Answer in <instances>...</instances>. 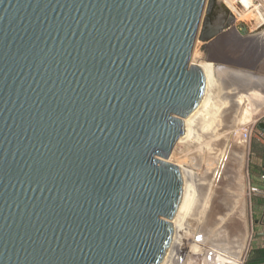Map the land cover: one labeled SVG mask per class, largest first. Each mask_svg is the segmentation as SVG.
Here are the masks:
<instances>
[{
    "label": "water",
    "instance_id": "obj_1",
    "mask_svg": "<svg viewBox=\"0 0 264 264\" xmlns=\"http://www.w3.org/2000/svg\"><path fill=\"white\" fill-rule=\"evenodd\" d=\"M214 1L0 0V264H160Z\"/></svg>",
    "mask_w": 264,
    "mask_h": 264
},
{
    "label": "bare ground",
    "instance_id": "obj_2",
    "mask_svg": "<svg viewBox=\"0 0 264 264\" xmlns=\"http://www.w3.org/2000/svg\"><path fill=\"white\" fill-rule=\"evenodd\" d=\"M219 1L222 3L220 9L219 7L216 8L215 18L217 19L220 13V18L226 19V22L232 20L233 29L228 32H232L234 36L228 40L226 29L214 30L215 32H210V35H213L209 39H212V44L217 45L219 41L224 44L226 42L230 44L229 41L242 45L246 43L248 51H256V58L262 56L264 60V51L259 50V48L261 49L260 45L257 47L253 43L254 39L264 40L262 39L264 38V27L261 28L259 13L257 14L255 9L241 7L237 4V0ZM253 11L254 15L256 14L255 20L258 25L256 28L249 25V16ZM252 28L253 30H251ZM251 32L256 34L249 35L252 34ZM222 35H224V39ZM204 42L209 43L207 40ZM234 46H236L235 43ZM196 56L194 49L191 62L203 71L205 89L198 106L183 119L185 138L181 142L177 140L176 144H185L188 148V146L191 147L192 143H196V146L194 144L196 148L192 147L197 153V156L194 157L197 163L195 165L192 163L194 160L191 159L185 161L182 155L178 156L180 158L178 161H174L181 170L183 188L180 203L171 219L174 229L171 245L160 264L167 262L180 264L178 260L181 258L184 259L185 264H240L250 238V222L242 208L241 211L235 210L233 204L229 202L230 199L229 201L227 199L221 201L218 200V197L219 195H228V191L223 190L222 187L231 185V181L236 178V172L243 166L248 149L247 142H244L240 148H234L229 133L237 132L238 123L242 125L249 122L253 115L259 112L264 106V94L255 89L249 92H247L248 90L244 91V94L247 95L245 97L256 98V100L254 98L255 101L253 100L255 105L250 107L242 101L245 98H242V94L229 95L232 93H229L228 90L223 91L224 99L221 98L220 100L217 93L219 84L216 79L215 67L218 69L224 64L208 59H196ZM174 148L175 146L171 151L169 161L172 160ZM197 164L198 167L200 165L206 167L202 176L198 175L195 167ZM219 184L223 186L216 187ZM214 185L217 190L215 200L218 201L209 204L208 197L212 196L211 192ZM189 220L194 223V230L190 229V225L188 226ZM197 237L200 238L197 239ZM184 261H180L181 264Z\"/></svg>",
    "mask_w": 264,
    "mask_h": 264
},
{
    "label": "rangeland",
    "instance_id": "obj_3",
    "mask_svg": "<svg viewBox=\"0 0 264 264\" xmlns=\"http://www.w3.org/2000/svg\"><path fill=\"white\" fill-rule=\"evenodd\" d=\"M217 1H219V0L214 1V6L212 9V23L214 25L211 23V26L216 28L217 25L219 26V24H220V26L222 25L221 28L223 30L226 29L227 32L231 31V29H233V27L231 25L232 20L230 22H226V19L224 20L223 18H220V15H219L220 13L218 14V17H217V19H219V20H217L215 18L216 16L214 15V13L216 11V8L219 7V9H220V7H221L220 4L222 3L221 1H219V2H217ZM235 3H236V1H235ZM240 10H242V9H240ZM220 11H222V10H220ZM255 16H256V14L254 15V11H253V13H251V16H249V18H250L249 25L253 26V28H256L258 26L256 24L257 21L255 20ZM225 24H227V25H225ZM253 28L251 30H253ZM218 29L219 28H217L215 31H218ZM215 31L213 30V32H215ZM255 32H251L252 34H249V35H254V34L258 33V32H256V33ZM223 36L224 35H222V38H223ZM232 36H234L233 33L228 32V36L226 38L229 40L232 38ZM262 39H264V38H262ZM196 41H195V45H194V48L192 51V54H193L194 49H195L196 54H197V56L195 57L196 59H202V60L209 59V60H214L215 62H220V63L224 64V65H222V67H220L218 69L215 67V70L217 71L216 72V77H217L216 79H217L218 84H219V87L217 89L218 90L217 93L219 94L218 97H220V100H221V98L224 99V97H223L224 95H222V93L225 90H228L229 93H232L229 95H235V94L241 95L242 94V98L247 96L244 94L245 93L244 91H246V90H248L247 92H249L250 90L255 89L256 91L262 92V94H264V60L262 59L263 57L261 56V57L256 58L257 52L256 51H254V52L248 51V49L246 48L247 47L246 43L242 45V44H238V43L233 41L236 45V46H234V43H232V41H229L230 44H227V42H226V44H224V43H221L219 41L217 45L211 44V45H207L206 47H204L205 46L204 44H208L207 42L201 41L198 38L196 39ZM253 41H254L253 42L254 45H256L257 47L260 45L259 47H261V49L259 48V50L264 51V40H260V39L255 40L254 39ZM239 43H244V42H239ZM242 46H243V48H242ZM254 49H256V48H254ZM226 84H227V86H225ZM245 98H247V99H245ZM245 98L242 101L245 103L246 106L250 107V106L255 105L254 104V101L256 100L255 97H254L255 100L253 97H251V98L245 97ZM249 110H247V111H249ZM261 121L264 122V106L259 110V112H257L256 114L253 115L252 119L249 122H245L242 124V125L250 124L253 128V131L251 134L250 141L248 143V149H247V153H246L245 162H244L243 166L241 167V169L236 172L237 174L235 176L236 178L233 180L234 182L231 181L233 184L231 183V185H229V186H223L222 185L223 187L221 186L222 183L219 185H216V187H222L223 190L228 191L227 196L219 195L218 200L223 201L224 199H227L229 201V199H230L229 202H231V204H233L234 209L241 211V208H242V210H244V214H245L247 220L250 222V227H251L250 238L248 240L247 248H246L245 254H244L243 259L240 262V264H247L246 261H247L248 255H249L252 247L264 245V207L261 206L260 208L256 209V211H257L256 213L254 212V200L256 198L264 200V193L258 192L256 194H252V195H248V193H247L248 182L251 184L254 183L252 178H250V176H248V169L250 171L252 166H257L256 165L257 163L264 164L263 163L264 160L263 161L259 160L261 158L260 156H262V154H258V153L256 154V153L252 152L253 149L255 148V146L264 148V133L261 132L257 128V124ZM242 125L238 123V125H237L238 131L237 132L232 131L229 133V137H230V140L232 141L233 147L235 146L234 148H240L241 145L244 144V142H242L239 138V128ZM231 129L233 130L234 127ZM194 144H195V146L197 145L196 143H194ZM194 144L192 143L191 147L194 146ZM191 147L188 146V148H189L188 149L185 144H180V143L175 144L174 154L172 156L171 161L172 162H174V161L176 162V160L178 161L180 159L178 156L182 155V157L185 161H188L190 159L194 160V162H192V163H194L196 165L197 162L195 161L196 159L194 157L197 156V153H195L196 151H195V149H193L194 147H192V148ZM190 155L193 157H191ZM261 166H264V165H261ZM195 167L197 168L198 175L202 176L206 170L205 165H200L198 167V164H197V166H195ZM255 184H257V183H255ZM214 187H215V185H214ZM214 187H212V192H211L212 196L208 197V203L209 204L213 201H218V200H215L216 195H217V190H216V187L215 188ZM208 195H210V194H208ZM225 197H227V198H225ZM255 218L258 220V223L255 222ZM193 225H194V223H192V220H189L188 226L191 227L190 228L191 230L193 229ZM180 261L182 262V261H184V259L181 258L178 260V263L181 264ZM166 264H170V263L167 262ZM182 264H185V261Z\"/></svg>",
    "mask_w": 264,
    "mask_h": 264
},
{
    "label": "built area",
    "instance_id": "obj_4",
    "mask_svg": "<svg viewBox=\"0 0 264 264\" xmlns=\"http://www.w3.org/2000/svg\"><path fill=\"white\" fill-rule=\"evenodd\" d=\"M237 4L241 7H244L245 9L249 7V9H255L257 11V14L260 17V24L262 25V28L264 27V0H237ZM247 4L248 6H246ZM253 128L250 124H244L239 128V138L242 142H247V144L250 141L251 134H252ZM261 182H264V173L260 175ZM258 192L264 193V187L251 184L248 182L247 184V193L248 195L256 194Z\"/></svg>",
    "mask_w": 264,
    "mask_h": 264
},
{
    "label": "crops",
    "instance_id": "obj_5",
    "mask_svg": "<svg viewBox=\"0 0 264 264\" xmlns=\"http://www.w3.org/2000/svg\"><path fill=\"white\" fill-rule=\"evenodd\" d=\"M253 153H258V154H260L259 152H257L255 149H253V151H252ZM262 154V153H261ZM261 158L259 159L260 161H263L264 160V152H263V155L262 156H260ZM264 163V162H263ZM257 166H252V168L250 169V171H249V169H248V176H250V178H252V180H253V184H255V183H257V184H255V185H259V186H263L264 187V182H261V180H260V175L262 174V173H264V166H261V165H264V164H260V163H257L256 164ZM264 200H261V199H258V198H256L255 200H254V212L256 213L257 211H256V209H258V208H260L261 206H263L264 207V202H263ZM263 202V203H262ZM255 222H257L258 223V220L255 218Z\"/></svg>",
    "mask_w": 264,
    "mask_h": 264
},
{
    "label": "trees",
    "instance_id": "obj_6",
    "mask_svg": "<svg viewBox=\"0 0 264 264\" xmlns=\"http://www.w3.org/2000/svg\"><path fill=\"white\" fill-rule=\"evenodd\" d=\"M260 154L264 152V148L255 146L254 148ZM247 264H264V245L252 247L248 255Z\"/></svg>",
    "mask_w": 264,
    "mask_h": 264
},
{
    "label": "snow or ice",
    "instance_id": "obj_7",
    "mask_svg": "<svg viewBox=\"0 0 264 264\" xmlns=\"http://www.w3.org/2000/svg\"><path fill=\"white\" fill-rule=\"evenodd\" d=\"M200 237H197V239H199Z\"/></svg>",
    "mask_w": 264,
    "mask_h": 264
}]
</instances>
